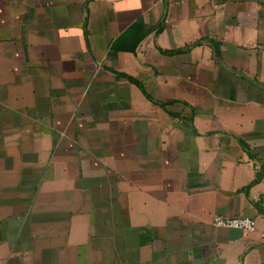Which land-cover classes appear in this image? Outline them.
I'll use <instances>...</instances> for the list:
<instances>
[{
  "label": "crops",
  "instance_id": "1",
  "mask_svg": "<svg viewBox=\"0 0 264 264\" xmlns=\"http://www.w3.org/2000/svg\"><path fill=\"white\" fill-rule=\"evenodd\" d=\"M0 264H264V0H0Z\"/></svg>",
  "mask_w": 264,
  "mask_h": 264
},
{
  "label": "built area",
  "instance_id": "2",
  "mask_svg": "<svg viewBox=\"0 0 264 264\" xmlns=\"http://www.w3.org/2000/svg\"><path fill=\"white\" fill-rule=\"evenodd\" d=\"M213 224L222 229H238L247 234L253 233L257 229V221L248 217H223L216 216Z\"/></svg>",
  "mask_w": 264,
  "mask_h": 264
}]
</instances>
